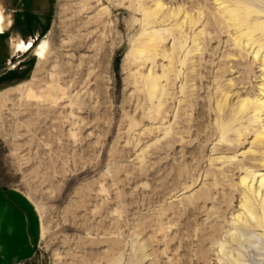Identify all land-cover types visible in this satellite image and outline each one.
Wrapping results in <instances>:
<instances>
[{"label": "rangeland", "instance_id": "1", "mask_svg": "<svg viewBox=\"0 0 264 264\" xmlns=\"http://www.w3.org/2000/svg\"><path fill=\"white\" fill-rule=\"evenodd\" d=\"M231 1L250 49L214 0H48L31 50L0 38V186L42 232L25 264H264V114L241 110L264 100V0Z\"/></svg>", "mask_w": 264, "mask_h": 264}, {"label": "crops", "instance_id": "2", "mask_svg": "<svg viewBox=\"0 0 264 264\" xmlns=\"http://www.w3.org/2000/svg\"><path fill=\"white\" fill-rule=\"evenodd\" d=\"M47 1L0 0V38L11 36V46L19 41L36 42L37 36L31 38L27 28L40 25V18L32 19V15L42 14ZM41 233L39 217L27 197L0 186V264L28 262L36 252Z\"/></svg>", "mask_w": 264, "mask_h": 264}, {"label": "bare ground", "instance_id": "3", "mask_svg": "<svg viewBox=\"0 0 264 264\" xmlns=\"http://www.w3.org/2000/svg\"><path fill=\"white\" fill-rule=\"evenodd\" d=\"M215 3H217L218 7H219V10L221 11V14L223 16V18L227 21V22H231V25L233 26H241V25H244V28H245V25L247 23H249L250 21V13L252 12L251 10L248 9V12L242 13V11L240 10V4H237L236 2L232 3L231 0H214ZM238 2V1H237ZM240 3V2H239ZM158 11L162 9V4H160V2L157 3L156 5ZM157 11V10H156ZM147 15V14H145ZM151 15V14H150ZM150 18V16L148 15V19ZM1 19V18H0ZM254 25V24H253ZM249 26V25H248ZM245 28L246 30L244 32H241V33H238L240 31L237 32L238 36L235 38L237 40V42L242 46V47H251V43H252V39L253 38V34L254 32H256L254 29V27H248ZM260 26V25H259ZM243 27V26H242ZM241 29V28H240ZM237 30V29H236ZM166 31V29L164 30ZM164 31H158V32H155L153 33V35H151L149 37V41L151 43V47H152V43H155L157 39H160L162 37V33L161 32H164ZM236 33V32H235ZM263 36H264V33H263ZM264 38V37H263ZM161 40V39H160ZM46 43V42H45ZM237 44V45H239ZM259 45V43H257ZM12 47H13V50H16V51H29L31 50L34 45H32V42H28V43H25V42H13L12 43ZM46 45H44V42L42 43L41 46H39L37 49H36V56L42 60L45 58V53H46ZM261 49V47H260ZM141 51V50H140ZM259 57V50H257L255 52V55H254V58H257ZM262 63H263V66H264V56L262 57ZM263 84V83H262ZM155 86V85H153ZM154 88V87H153ZM30 90H31V87H30ZM261 90V89H260ZM259 90V91H260ZM264 92V89L262 90ZM262 92V93H263ZM261 94V93H260ZM262 96V95H260ZM259 96V97H260ZM264 96V95H263ZM242 100V99H241ZM246 108H252L253 111L255 114L253 115V120L256 119L257 121L260 119V113H263L264 114V100L262 98H259L257 100H255L253 103L251 102V104L247 101V100H243L241 102V110H244ZM255 122V121H254ZM260 122V120H259ZM264 124V123H263ZM261 127V126H260ZM259 139H262L264 140V125L262 126L261 128V131L259 133ZM253 174V173H252ZM256 175V174H255ZM254 177V176H253ZM260 177V176H259ZM248 179V178H247ZM243 182H246V178H243L242 179ZM241 181V182H242ZM242 182V183H243ZM253 182V181H251ZM264 183V176L261 177V180H260V185H263ZM244 184V183H243ZM252 185V184H251ZM259 189V188H258ZM260 190V189H259ZM259 192V191H258ZM264 197V196H263Z\"/></svg>", "mask_w": 264, "mask_h": 264}]
</instances>
